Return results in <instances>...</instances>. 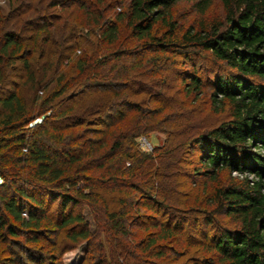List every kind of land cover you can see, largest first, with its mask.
<instances>
[{
  "label": "rangeland",
  "instance_id": "obj_1",
  "mask_svg": "<svg viewBox=\"0 0 264 264\" xmlns=\"http://www.w3.org/2000/svg\"><path fill=\"white\" fill-rule=\"evenodd\" d=\"M50 1L0 0V17H6L0 30L13 29L20 33L27 51L35 44L30 69L19 68L18 76L9 77L12 81L9 85L15 86L31 105L36 95L44 96L56 85L57 78L74 73L75 58L99 57L96 64L107 59L106 64L96 67L100 74L115 65L107 72L109 79L116 69L123 73L120 67H126L123 75L118 76L125 88L119 87V96L114 95L113 99L127 98L138 110H126L120 122L99 124L85 109L107 100L106 97H96L90 92L80 95L79 91L84 90L79 88V96L67 103L73 104L69 114L81 117L76 120L79 124L48 129L43 142L58 154L65 155L68 151L77 157L65 165L70 173H77L80 179L77 187L82 190L74 213L81 214L84 222L75 228L86 226L89 236L74 241L65 232L50 227L46 239L37 244L24 242L22 238L17 241L44 258L53 254L56 264H193L196 261L217 264L216 255L208 245L209 238L203 232L210 235L238 223L217 211L215 190L243 177L252 180L257 177L227 169L219 170L215 176L204 173L198 152L193 150V137L229 118L228 107L212 101L211 83L218 62L205 50L196 49L190 60L184 49L176 45L167 50L155 44L143 45L146 40L131 36L125 22L119 23L118 39L108 44L97 37L99 24L86 20L81 7L89 5L99 13L95 0H65L69 3L65 8L50 7ZM106 2L117 3L115 9L103 13L104 18H113L116 11L126 9L128 0ZM224 15L220 0H213L203 14L186 0L179 1L173 9V19L180 30L199 21H223ZM41 16L53 26L38 31L41 24L37 18ZM152 33L160 37L163 28L156 25ZM46 37L49 41L43 40ZM117 53L121 56L114 59ZM193 68L201 84L199 90L190 91L187 76ZM45 84L49 85L47 89H36V85ZM86 96L93 98L80 106L79 100ZM134 125L138 130L135 127L131 130ZM129 130L127 144L113 148L117 134ZM141 143H146V147ZM255 151L264 154V147ZM18 154L5 153L10 159ZM7 164L3 168L11 180L32 178L29 161H14L8 167ZM2 181L0 175V184ZM55 207L54 202L51 217L57 221ZM171 216L181 219L180 231L171 238L158 237L159 227L154 223L168 218L170 221ZM207 216H211L209 223ZM9 256L23 257L20 264H34L24 258L17 244L0 240V264L9 262Z\"/></svg>",
  "mask_w": 264,
  "mask_h": 264
},
{
  "label": "trees",
  "instance_id": "obj_2",
  "mask_svg": "<svg viewBox=\"0 0 264 264\" xmlns=\"http://www.w3.org/2000/svg\"><path fill=\"white\" fill-rule=\"evenodd\" d=\"M179 1L128 0L126 9L116 11L113 18H104L103 13L115 9L117 3L95 0L99 13L92 11L89 5L82 4L81 7L86 20L99 24L97 37L108 44L118 39L119 23L125 22L131 36L146 40L143 45L155 44L165 50L176 45L184 49L190 60L196 49L205 50L218 62V71L215 70L211 83L212 101L226 105L229 118L193 137V150L198 152L204 173L215 176L219 170L227 169L253 173L257 177L254 180L243 177L215 190L217 211L230 216L238 225L210 235L203 232V236L209 238L208 245L216 255L217 264H264V154L255 151L264 147V0H220L225 12L223 21H199L183 30L177 28L173 19V9ZM186 1H191L193 8L203 14L213 0ZM48 6L65 8L69 3L52 0ZM37 19L41 24L37 26L38 31L53 26L44 16ZM4 20L6 17H0V25ZM156 25L163 28L160 37L152 33ZM24 40L16 30H0V152L3 150L0 153L3 178L0 184V240L17 244L24 258L34 264H56L53 254L44 258L17 241L22 238L24 242L37 244L46 239L50 227L65 232L64 235L74 241L89 236L86 226L75 228L84 222L81 214L74 213L82 190L77 187L80 180L77 173H70L65 165L77 157L68 151L63 153L65 155L56 153L45 145L43 138L48 135V129L60 130L79 124L76 120L81 117L76 113L69 114L73 104L67 103L79 96L80 87L84 90L79 91L80 95L90 92L96 97H106L107 100L85 109L99 124L120 122L126 116V110L138 108L127 98L113 99L114 95L119 96V87L125 86L118 76L123 75L126 67H120L123 73L116 69L109 79L108 73L115 65H111L108 73L100 74L96 67L106 64L107 59L96 64L99 57L90 60L87 55L75 58L74 73L57 78L56 85L46 95H36L28 105L18 89L9 85L12 82L9 77L18 76L19 68L29 70L31 67L35 44L27 51L23 47ZM43 40L49 41V37ZM117 56L121 54H115L114 59ZM191 72L187 76L189 90H199L200 78L194 68ZM85 73L87 75L83 76ZM37 85L38 91L49 86ZM92 98L80 99V106ZM135 129L138 130V126ZM131 130L118 133L112 147L122 148L127 144ZM10 151L19 153L16 160L5 155ZM18 160L32 164V178L11 180L5 173L3 165L6 162L14 165ZM54 202L57 221L51 217L50 208ZM210 217H206L207 223L211 222ZM170 219L154 223L159 227L158 237L171 238L180 231L181 219L176 216ZM8 258L6 264L23 262L20 256ZM201 264L212 263L203 261Z\"/></svg>",
  "mask_w": 264,
  "mask_h": 264
},
{
  "label": "built area",
  "instance_id": "obj_3",
  "mask_svg": "<svg viewBox=\"0 0 264 264\" xmlns=\"http://www.w3.org/2000/svg\"><path fill=\"white\" fill-rule=\"evenodd\" d=\"M145 144H146V143H145ZM145 144H144V143H141L142 147H144V148H145V147H146V145H145Z\"/></svg>",
  "mask_w": 264,
  "mask_h": 264
}]
</instances>
